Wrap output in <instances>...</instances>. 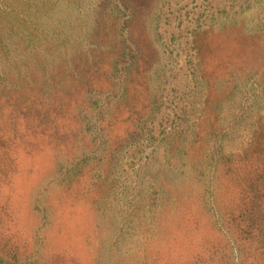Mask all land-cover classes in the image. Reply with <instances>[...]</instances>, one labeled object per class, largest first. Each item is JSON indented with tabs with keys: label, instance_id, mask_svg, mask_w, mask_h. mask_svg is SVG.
I'll list each match as a JSON object with an SVG mask.
<instances>
[{
	"label": "rangeland",
	"instance_id": "rangeland-1",
	"mask_svg": "<svg viewBox=\"0 0 264 264\" xmlns=\"http://www.w3.org/2000/svg\"><path fill=\"white\" fill-rule=\"evenodd\" d=\"M0 264H264V0H0Z\"/></svg>",
	"mask_w": 264,
	"mask_h": 264
}]
</instances>
